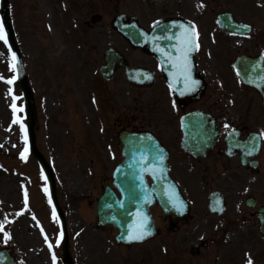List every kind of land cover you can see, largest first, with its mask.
<instances>
[{
  "label": "rangeland",
  "instance_id": "obj_1",
  "mask_svg": "<svg viewBox=\"0 0 264 264\" xmlns=\"http://www.w3.org/2000/svg\"><path fill=\"white\" fill-rule=\"evenodd\" d=\"M204 1L210 3L200 16L206 22L207 36H215L211 26L215 13L213 16L210 12L211 6L233 13L243 23L259 22L254 25L258 28L254 40L245 41L241 49H235V39H226L219 33L220 53L236 56L238 52L253 49L258 53L262 48L264 54V8L257 7L254 0ZM73 3L74 0H11L28 82L34 91L36 147L49 161L56 178V195L64 210L71 242L68 253L75 264H160V247L171 240L165 229L166 234L144 247L122 249L115 245L116 231L97 227L96 202L109 174L104 169L103 158L108 159L107 137L111 119L113 127L117 115L108 104L98 67L104 64L105 50L118 45L119 36L111 27H95L88 29V33L81 25L80 33L76 27L80 26L76 25L79 13ZM196 3L190 0L192 11H198ZM73 10L76 16H72ZM10 61L7 45L0 41V75L5 79L14 76ZM112 86L118 92L122 90L118 79ZM13 102L23 111L14 114ZM17 116L24 125H29L21 88L16 84L12 88L0 80V224L3 225L0 249H11L17 264H51L45 242L51 240L52 251L61 259L60 220L50 210L45 180L36 169V160L29 153L27 159L21 158L25 142L20 125L13 123ZM26 189L31 193L27 204ZM191 200L195 204L193 213L204 212L206 201L200 197ZM155 214L160 226L165 225L160 210ZM208 226L212 228L210 221ZM5 232L10 235L9 243L5 242ZM244 232L245 229H238L228 237L231 248L237 250L233 264H249V248L244 244L245 239L241 240ZM220 252L223 255L225 251ZM52 264H56L54 260Z\"/></svg>",
  "mask_w": 264,
  "mask_h": 264
},
{
  "label": "flooded vegetation",
  "instance_id": "obj_2",
  "mask_svg": "<svg viewBox=\"0 0 264 264\" xmlns=\"http://www.w3.org/2000/svg\"><path fill=\"white\" fill-rule=\"evenodd\" d=\"M87 1L89 8L94 7L93 0ZM95 3L101 11L97 14L102 17L99 25L111 26L118 21L125 31L135 27L137 32V47L126 37L120 41L119 50L137 71L134 81L139 87L129 84L121 71L124 87L133 90V94L129 104L123 106L119 131L150 132L164 148L168 175L182 194L188 193L190 186H196L204 199L218 192L219 198L226 200L225 213L213 217L220 226L219 234L225 235L245 223L251 245L258 251L264 249V223L260 218L264 213L262 99L241 83L230 68L231 60H223L218 53L213 58L207 57L200 20L192 19L189 0H95ZM90 11L93 9L82 17L87 27L95 16ZM110 11L114 14H109ZM192 24L197 27L199 47L189 53L190 79L186 82L185 75L169 57L180 56L177 49L181 46V34ZM145 38L154 44H142ZM114 140L119 148L113 162L116 168L123 158L118 135ZM147 181L150 186L155 184L150 178ZM195 216L164 218L171 233L182 235L177 237L179 244L170 245L171 264L183 260L188 253L187 242L195 234L191 228L207 223ZM200 251H195L199 254L193 257L194 262H202L207 255Z\"/></svg>",
  "mask_w": 264,
  "mask_h": 264
},
{
  "label": "water",
  "instance_id": "obj_3",
  "mask_svg": "<svg viewBox=\"0 0 264 264\" xmlns=\"http://www.w3.org/2000/svg\"><path fill=\"white\" fill-rule=\"evenodd\" d=\"M6 1L7 0H4L5 3ZM6 18L7 24L10 27L8 15H6ZM223 19L227 21L231 20L230 17L227 15H225ZM228 29L232 31H235L237 29L238 32H242V29L236 24H229ZM13 46L17 51L16 44H13ZM256 66L258 67L259 65ZM112 72V68H105L102 70V75L106 77ZM254 73L257 76L261 75L257 68L254 70ZM244 77L246 80H249L247 74H245ZM22 85L25 86L24 79L22 80ZM41 163L43 164L46 173L50 179V182L52 183L51 174L46 168L42 159ZM124 174V169L119 168L114 175V184L122 194V200H119L114 194V192L110 188H107L105 195L99 201L98 214L100 219V225H113L116 229H118L120 231L119 237L117 238L119 243L141 242L147 237H149L151 231H153V222L151 221V217L149 216V207L153 203V193L157 194L163 210L169 213L174 212L176 210L175 208L178 205V194L173 190V187L169 184L165 186H158L156 188L154 187L152 189L143 186H119L118 183L125 179L123 177ZM144 216L148 217V223L145 228V231L150 232V234L146 235L143 240L130 241L127 238L128 235L139 226ZM0 264H8L5 253L0 254Z\"/></svg>",
  "mask_w": 264,
  "mask_h": 264
},
{
  "label": "snow or ice",
  "instance_id": "obj_4",
  "mask_svg": "<svg viewBox=\"0 0 264 264\" xmlns=\"http://www.w3.org/2000/svg\"><path fill=\"white\" fill-rule=\"evenodd\" d=\"M181 27L183 28L184 26L181 25ZM241 27H248L247 25H243ZM198 32H196L195 28H191V29H185V31L181 34L182 38H181V46L177 49L178 52H180V56L176 57V58H172L169 57L170 59H173L174 61V66L177 67L182 74L185 75V80L186 82L190 79V60H189V53L192 51H195L199 45L197 42V37H198ZM0 41H3V43L5 45H8L9 41H8V34L7 31L4 27L3 21L0 20ZM9 51L11 52V61H10V70L13 73L17 72V56L16 53L14 51H11V47L9 46ZM161 51H163L161 49ZM16 76H12L11 78L5 79V77H3L2 75H0V80H4L7 84L12 85L14 84L15 80H16ZM193 84H197L198 81H192ZM9 91L11 92V89H9ZM16 99V97H14V100ZM12 109H13V113H18L20 111H23L22 108H18L17 105L15 104V102H13L12 104ZM13 123H18L20 125L21 131L23 132V139L25 142V148L24 151L21 153V158L22 159H27V153H28V147H27V142H28V138H27V128L26 125H24L23 121L17 116ZM45 191H47V189H45ZM25 204L28 203V194H27V190H25ZM49 202L51 203V199H49ZM53 215L55 217V210L53 212ZM148 223V217L144 216L142 218V221L140 222L139 226L137 228H135L129 235H128V239L130 241L133 240H143L144 237L146 235H149L150 232L145 231V228L147 226ZM3 225L0 224V229H2ZM61 239L63 238V232H61ZM47 239V237H45ZM7 239H10V235L5 232V242H7ZM49 247L51 248V244H49ZM56 257L55 254L53 253V260L55 261ZM249 264H252L251 259H249Z\"/></svg>",
  "mask_w": 264,
  "mask_h": 264
},
{
  "label": "bare ground",
  "instance_id": "obj_5",
  "mask_svg": "<svg viewBox=\"0 0 264 264\" xmlns=\"http://www.w3.org/2000/svg\"><path fill=\"white\" fill-rule=\"evenodd\" d=\"M258 1V3H261V0H257ZM40 257H41V255H40ZM49 258V257H48ZM43 259H44V257H43Z\"/></svg>",
  "mask_w": 264,
  "mask_h": 264
}]
</instances>
